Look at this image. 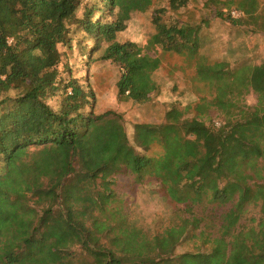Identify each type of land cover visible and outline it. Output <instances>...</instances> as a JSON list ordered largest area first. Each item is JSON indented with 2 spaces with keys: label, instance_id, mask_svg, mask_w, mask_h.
Returning <instances> with one entry per match:
<instances>
[{
  "label": "trees",
  "instance_id": "trees-1",
  "mask_svg": "<svg viewBox=\"0 0 264 264\" xmlns=\"http://www.w3.org/2000/svg\"><path fill=\"white\" fill-rule=\"evenodd\" d=\"M190 1L0 0V264H264V90L253 88L252 66L198 65L197 77L217 85L212 106L221 122L187 118L171 103L164 123L133 126L141 153L120 115L93 111L88 85L70 72L61 79L59 46L76 26L93 45L88 61L117 67L116 100L147 103L162 61L148 50L198 54L199 27L179 15ZM205 5L232 27L264 33L260 0ZM151 9L146 51L115 41L133 13ZM157 141L163 155L150 158ZM120 175L159 180L182 207L178 223L150 235L111 207ZM250 207L258 220L240 223ZM187 240L194 248L177 254Z\"/></svg>",
  "mask_w": 264,
  "mask_h": 264
},
{
  "label": "rangeland",
  "instance_id": "rangeland-1",
  "mask_svg": "<svg viewBox=\"0 0 264 264\" xmlns=\"http://www.w3.org/2000/svg\"><path fill=\"white\" fill-rule=\"evenodd\" d=\"M207 0H191L181 10L180 21H187L199 27L201 46L195 57L161 56L158 48L148 50L151 57H160L161 66L153 76L158 90L150 100L142 105L116 100L115 83L118 69L109 63H90L88 54L92 44L89 38L76 26L71 28L66 46H59L62 62L59 67L61 79L67 78L69 72L83 85H88L94 94L93 111L97 114L113 111L121 116L128 141L138 153L133 140V126L136 124L159 125L164 123L167 106L177 103L185 109V117L197 118L204 123L219 124L221 121L216 109L212 106L217 92L213 82L201 81L196 74L200 64L213 65L226 62L230 69L241 65H250L257 75L254 89L264 90V33H252L247 28L232 27L226 21L217 18L213 7L206 6ZM264 9V0H260ZM165 4V0H154V7ZM152 8V9H153ZM151 10L146 13H133L123 32L118 33V43L132 42L146 51V45L153 34ZM59 96L49 100L52 107L57 108ZM256 94L253 89L244 97V104L253 106ZM86 111H89L87 109ZM150 158L158 159L163 155L161 143L154 142L147 152ZM111 190L114 203L111 207H120L122 213L135 226L149 231V234L161 233L165 227L178 223L182 208L173 204L166 196L160 181L153 177H145L136 182L133 176L120 175L114 180ZM178 207V208H176ZM260 212L250 207L240 223H255ZM193 242L187 240L177 248V254L193 249Z\"/></svg>",
  "mask_w": 264,
  "mask_h": 264
},
{
  "label": "built area",
  "instance_id": "built-area-1",
  "mask_svg": "<svg viewBox=\"0 0 264 264\" xmlns=\"http://www.w3.org/2000/svg\"><path fill=\"white\" fill-rule=\"evenodd\" d=\"M230 17L233 19H237L239 17V13L236 11H231L230 12ZM216 126H218V124H215Z\"/></svg>",
  "mask_w": 264,
  "mask_h": 264
}]
</instances>
